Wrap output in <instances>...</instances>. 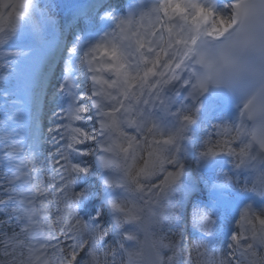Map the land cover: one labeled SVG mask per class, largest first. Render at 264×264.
<instances>
[{
  "label": "snow or ice",
  "instance_id": "6c2138e0",
  "mask_svg": "<svg viewBox=\"0 0 264 264\" xmlns=\"http://www.w3.org/2000/svg\"><path fill=\"white\" fill-rule=\"evenodd\" d=\"M29 3L30 0H24V2L9 6L17 18H22L29 9ZM240 7L241 0H226L222 13L218 15L211 6L206 7L200 0H163L162 3L158 0L153 9L156 16L155 23L145 34L154 38L137 39L135 54L121 51L115 44L109 46V42H101L84 53L80 65L74 66L71 60L65 64L63 75L57 85L58 93L53 97L60 111L53 113L56 123L49 129L55 151L53 152V148L46 149L47 154L43 161L35 157L29 160L20 147L18 132L0 142V168L6 169L0 173V217H7V219H0V233H3L6 226L20 229L19 232L14 231L5 240V253L13 245H19L21 250L27 247L29 252L40 245L52 249V256L55 257L54 264H109L107 253L113 251L111 245L104 249L103 260L98 255L102 250L98 248V244L104 238L105 233L99 227H93L91 223H85L77 218V202L83 194L74 192L73 184L77 174L86 173L88 170L74 164L70 159L71 155L88 156L90 154L87 150L90 147L89 141H95L102 147L104 153H112L113 148L109 142V135L118 132V125L121 123L134 125L140 135H143L145 130L152 133L153 129L147 128L145 123V119L151 117L152 113L147 112V108L141 106L154 107L156 101H160L161 111L164 113L161 119L175 118V121L179 123V132L163 141L165 145L172 144L171 149L178 152L179 146L175 140L183 139L187 126L196 123L194 117H197L201 110L202 100L208 95H201L191 83L190 65L187 61L190 47L195 43V35L189 39L188 34H196L201 27L210 25L206 27V34L210 38L223 37L236 24ZM229 8L232 9L230 13L227 11ZM17 9L22 11H17ZM161 11L166 18L163 23L159 17ZM9 15L11 16L12 13ZM126 23L121 20L118 27L123 31ZM157 24L161 25L160 29L156 28ZM0 31L3 29L0 28ZM145 45H147L146 51H144ZM74 53L75 48L69 50L70 56ZM18 55L21 53L10 52L9 62ZM98 55L107 57V60L98 61ZM84 65L87 69L85 80L74 79L73 73ZM20 71L23 73V69ZM99 73H108L109 77L105 79L98 75ZM169 85L171 87H167ZM182 87L183 91H181ZM162 93L168 96L167 102L162 98ZM184 93L187 95L185 96ZM4 98L6 101L9 99L7 90H5ZM187 99L191 100V107H186L181 103L182 100ZM33 103H38V97H34ZM173 104L179 105L176 111L172 109ZM118 113L120 120L117 119ZM236 121L230 123L231 127L224 126L218 131L219 135L228 137V139L217 141L203 155H217L218 152L225 151L231 155H238L240 159L237 167L246 165L252 170V179L245 190L264 197V163L257 164L250 161V145L241 142L243 146L239 148L238 153L230 146L231 142L241 137L243 133L242 119H236ZM214 127L219 126L214 125ZM12 131L15 132L14 129ZM97 132L99 135H96ZM119 135L124 137L128 144V147L121 148L122 152L128 153L134 145L138 149L135 137L124 136L123 132H119ZM245 157L247 160L244 159ZM99 158L103 166L107 167L109 160L104 156ZM254 160L253 157L252 161ZM49 162H52L48 185L52 188V192L49 195L57 201L58 212L61 211L59 205H65L66 217L63 213L58 216V229H53L45 217L46 231L37 235L31 226L34 205L37 199L43 198L41 200L43 207L44 202L48 200L45 188L42 187V167L40 166L47 165ZM166 163L176 165L177 161L174 156L169 155L167 158L160 157L155 162L163 171H166L163 168ZM177 168L181 170V166ZM156 172L155 165L145 162L144 167L139 171H127L126 178L136 190L141 191L142 194L148 193L147 199H151L155 196L153 188L162 187V185H153L151 182ZM180 175L181 171L167 172L163 184L166 185L170 179L178 180ZM57 177L59 184H56ZM56 188L60 189L59 194L56 193ZM70 191L71 195H69ZM112 208L114 211L123 213L124 220L141 221L145 239H149L152 233L149 231L148 223L141 219L139 210L125 212L124 208L116 203L112 204ZM250 213L251 208L249 207L240 216L242 226L250 225V227L240 232L239 239L232 235L231 240L235 243H230L227 248H239L243 242L241 254L249 256L251 264H264V256H260L257 251L259 248H264V213L259 215L255 213L250 215ZM257 222L259 227H257ZM57 231L71 241L66 247L60 246ZM3 234L7 235V233ZM125 238L130 242H135L136 247L140 243L136 234L128 233ZM153 243L156 244L155 241ZM81 252L85 253L86 258L81 259ZM120 254L119 251L113 254L112 264H121L116 259V256ZM223 257L219 261L214 257H205L202 264H231V261L226 258L227 252H223ZM131 258L132 253H129V261ZM41 264H47V262L41 261ZM154 264H159L158 252L154 258Z\"/></svg>",
  "mask_w": 264,
  "mask_h": 264
},
{
  "label": "clouds",
  "instance_id": "9594fccd",
  "mask_svg": "<svg viewBox=\"0 0 264 264\" xmlns=\"http://www.w3.org/2000/svg\"><path fill=\"white\" fill-rule=\"evenodd\" d=\"M200 2L219 15L223 10L217 9H223L226 0ZM239 11L236 24L219 39L206 34L210 25L189 33V39L195 35V43L187 63L191 83L201 95L215 94L233 101L236 119L243 122L241 142L250 145V161L260 164L264 163V0H241ZM135 223L143 236L129 264H154L158 245L152 235L145 239L141 221Z\"/></svg>",
  "mask_w": 264,
  "mask_h": 264
},
{
  "label": "bare ground",
  "instance_id": "6f19581e",
  "mask_svg": "<svg viewBox=\"0 0 264 264\" xmlns=\"http://www.w3.org/2000/svg\"><path fill=\"white\" fill-rule=\"evenodd\" d=\"M31 2L36 7L34 16H37V22L33 21L31 11L28 10L25 15L28 20V25L30 26L31 29L25 35L37 34L40 37L44 34L45 35L47 34L48 36L52 37L54 32L58 29V26H55L53 21L49 19H52V16L55 14V10H58L59 9L58 7H60L62 3H59L60 2L59 0H31ZM56 44H59V42L57 41ZM138 146H139L138 149L141 150L142 147L139 144ZM169 165H174V164H169ZM177 166H181V170L178 168L176 171H181V175H182L184 173V170H186V164L178 163ZM130 191L132 192L131 189ZM122 194H124V192ZM131 201L132 199L129 198V196H127L126 199H122L120 202L121 204H124L123 206L128 207ZM128 211H130V209H125V212Z\"/></svg>",
  "mask_w": 264,
  "mask_h": 264
},
{
  "label": "rangeland",
  "instance_id": "374dc122",
  "mask_svg": "<svg viewBox=\"0 0 264 264\" xmlns=\"http://www.w3.org/2000/svg\"><path fill=\"white\" fill-rule=\"evenodd\" d=\"M15 1H14L15 3L24 2V0H19V1L15 0ZM17 11H22V10L17 9ZM9 13H12V15L10 16ZM19 19H21V18H17L16 14L13 13L12 8L10 10H8V13L0 21V28L3 29V31H0V40L4 39L6 37H9V36H16L18 34L27 32L28 26L25 23L20 25V26H17V30H14V24ZM15 44H16V42L8 44L7 46H9L10 48H13V46ZM156 165L159 167L158 164H156ZM163 264H171V261L170 260L164 261Z\"/></svg>",
  "mask_w": 264,
  "mask_h": 264
}]
</instances>
